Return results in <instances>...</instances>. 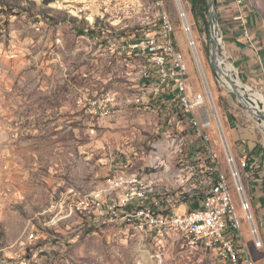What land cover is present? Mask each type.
<instances>
[{"label":"rangeland","instance_id":"1","mask_svg":"<svg viewBox=\"0 0 264 264\" xmlns=\"http://www.w3.org/2000/svg\"><path fill=\"white\" fill-rule=\"evenodd\" d=\"M2 2L15 6L3 8ZM166 4L189 65L191 92L208 90L220 117L221 132L215 118L211 131L222 166V138L238 162L253 152L261 164L258 186L251 178L244 182L264 240V126L212 68L210 5L206 17L200 12L196 17L192 0L183 3L192 47L177 4ZM245 5L258 19L256 44L263 61L256 62L257 72H244L225 41L220 56L238 68L250 93L264 94V0ZM154 6V0H0V264H221L216 252L182 232L142 229L120 219L119 211L112 218L103 211L105 202L126 199L127 189L119 192L114 176L121 171L128 176L135 171L144 183H156V194L167 189L173 197L175 183L162 180V166L150 162L154 143L162 145L158 165L168 156L166 168L175 170L178 155H171L169 133L174 137L184 129L178 138L189 136L188 153L199 141L163 97L151 109L127 101L150 98L142 85L145 61L119 53L118 44L149 33L143 32L144 23ZM79 29L95 33L80 35ZM118 96L127 101L123 106ZM112 97L116 103L110 102L114 106L104 116L109 103L98 100ZM236 206L251 254L257 247L238 197Z\"/></svg>","mask_w":264,"mask_h":264},{"label":"built area","instance_id":"2","mask_svg":"<svg viewBox=\"0 0 264 264\" xmlns=\"http://www.w3.org/2000/svg\"><path fill=\"white\" fill-rule=\"evenodd\" d=\"M187 0H174L177 4L179 16L183 20L184 30L189 36V43L192 47L195 46V40L192 37V25L188 21V13L184 7V2ZM240 6H245L242 0H237ZM160 6H167L166 0H160ZM242 21L246 36L250 38L252 27L249 19L244 16L239 17ZM165 30H172L175 32V25L172 19V14L167 7V13H160L158 11V17H150L149 12L144 23L143 32L151 33V39L156 34H164ZM130 39L125 44H118V52L121 54H129L134 56H144L146 65V78L142 85L154 86V90L157 94H163L167 99H171V107L175 108L174 115L179 121V114L176 111V102L186 101L191 108L195 117L200 121L203 132L207 140H210L213 144V157L218 158L219 169L217 174H221L223 177V187H215V197H207L200 199H191L184 204L172 205L171 207L160 206L161 198H147V192H138V185L156 186V183H143L141 181L128 180V173L121 171L118 176L119 192L120 189H127V196L124 201H107L105 202V209L107 212V218H112V211H119V218L126 220V216H151L155 222V231L163 232L161 230L162 220H183L185 223H196V232L188 231V239L193 243H199L200 237H208L211 240V247H205L206 249H215L213 247V240L215 238L223 239V250H229L230 237H236L237 234H244V223L239 216L236 202H238L241 208L246 212L247 219L250 222L252 234L254 236L255 246L262 248L264 246V240L261 237L260 228L255 223V217L252 213L253 205L251 198L247 194L244 177L253 175L258 169V164L255 163L249 166L247 158L243 157L239 162L233 152L230 151L228 145L222 138L224 145V154L226 161V168L222 165L221 152L217 149L219 146L218 140H216L211 131L213 125V118L217 122L219 132L222 129V123L215 104L209 95V91L201 93H193L190 89L189 83V65L187 63L184 53L178 47L177 41L174 35V42L172 45H168L167 49H160L158 47H151V40L138 41L136 40V33L129 35ZM224 39L222 41V48L224 47ZM164 55H171V62H164ZM149 61L159 62V77H154V84H147V76H151V68H149ZM174 81V92H166V82ZM149 96V95H148ZM145 100H136L132 98L131 103L134 106H142L145 109H151L154 100H149V97ZM98 104L102 105L101 100H98ZM89 106V104H88ZM111 105L109 101V109H103L104 116L111 112ZM175 134V133H174ZM181 134H175V136H169V148H173V154L178 155V163L175 170L166 169L167 157H165V165L162 166V180H169L179 186L183 184L199 183L203 184L201 174L198 173L191 166H180V144H183V137ZM155 144V143H154ZM161 147H159V155ZM155 157L150 158V162H154ZM263 175L264 177V163H263ZM131 173H135L132 171ZM160 180V181H162ZM110 184V178L108 179ZM224 201H231L233 216L232 224H224L223 220V204ZM189 204L188 210L182 211L180 207ZM264 217V214H263ZM244 250L246 253V261L244 264H257L252 255L249 253L247 245L245 243L244 236ZM232 258H236L232 256ZM221 264H229V260H225L224 257L220 258Z\"/></svg>","mask_w":264,"mask_h":264},{"label":"bare ground","instance_id":"3","mask_svg":"<svg viewBox=\"0 0 264 264\" xmlns=\"http://www.w3.org/2000/svg\"><path fill=\"white\" fill-rule=\"evenodd\" d=\"M154 1L155 10L153 14L150 12L152 14V16L150 17H158V11H160V13H167L166 6H160V0ZM242 1L244 3L246 2V0ZM216 33L220 34L218 28H216ZM147 40H151V47L159 46L160 49H167L168 45H172L174 42V32L172 30H165V39L164 34H156L153 39H151V33H148L145 37L138 39V41ZM219 40H221L222 42L221 37ZM142 57L145 61V57ZM164 62H171V55H164ZM218 64L225 73L221 77L222 81L225 82L226 86L232 87V85L226 79V75H228L234 80V83L237 86L238 90L244 95V97H246L245 102L253 108L259 109L260 106H262V109L264 111V94L261 92H256L251 95V87L242 81L239 75L240 73L238 71V68L234 64L225 62L222 58H219ZM149 68H151V76H147V84H154V77H159V62L149 61ZM143 78H146V65L143 69ZM144 89L150 93L149 100L157 99L158 101V99L162 100L161 97H163L164 100L162 101L171 105V99L165 98L163 94H157V91L154 90V86L144 85ZM174 90V81H167L166 92H174ZM131 100L132 99H128L127 101L131 102ZM109 101L116 103V98H104V100H101V102L105 104H108ZM117 101L118 106H123L127 102L126 100L121 99L119 96ZM176 111L179 114V121L185 122L188 127L190 126L191 128L189 130L192 129L195 135L198 136L199 140L197 141V144H191V151L190 153H188L185 152L186 150L184 151V149L189 136L187 140L185 139V137H183V144H180V157L184 158H180V166L193 167L198 173L201 174L203 184H183L178 188L177 186H175V184H173V189H175V195L173 197L167 192V189L162 193L159 192V194H156L157 189L154 186H150L148 188V185H138V192H147V198H161L160 206L163 207H171L172 205L184 204L185 202H189L191 199L215 197V187H223V177L221 174L216 173V171H218L219 169V161L218 158L213 157V144L210 140H207L200 121L195 117L193 113V109L186 101H178L176 102ZM182 126L183 125H181V128ZM169 127H171V124ZM177 133L183 135L185 132L183 129L179 130ZM172 134L173 133H169V136H172ZM159 142L154 144L153 157H155V162L153 163V165L155 166L158 165L161 161H163L162 159L164 157L163 155H159V147H162L161 143ZM177 163L178 157L176 158V166ZM166 169L169 170L168 168ZM128 180L143 182V179L140 177V174L133 173L128 176ZM112 213L116 214L117 211H112ZM232 216L233 209L231 201H224V224H232ZM126 218L127 220L129 219L130 221L134 222L137 226L141 227L142 229L152 228L155 230V222L151 218V216H126ZM161 230H163V232L167 230H177L179 232H182L185 238H187L188 231L196 232V223L184 224L183 220H162ZM195 244H199L203 247H211V240L208 237H200L199 243ZM242 245L244 246V234H237L236 237H230L229 250H223L222 238H215L213 240V247L215 249L209 250L216 252L219 260L221 257H224L225 260H229V264H244V261H246V253ZM232 256H235L236 258H232Z\"/></svg>","mask_w":264,"mask_h":264},{"label":"crops","instance_id":"4","mask_svg":"<svg viewBox=\"0 0 264 264\" xmlns=\"http://www.w3.org/2000/svg\"><path fill=\"white\" fill-rule=\"evenodd\" d=\"M218 1V12L219 21L223 31V39L225 41L226 48L229 52H234L237 54L235 63L243 69L244 72L248 73L250 69L251 72H257L256 65L257 61L262 62V47H258L257 35H256V15L250 14L247 10V5L240 6L237 0H217ZM194 1L192 0V3ZM247 2V0H246ZM240 16L247 17L249 19L252 32L250 38L246 36L243 24ZM232 124H234L232 122ZM235 129H237L235 127ZM236 135H240V132H235ZM182 211L188 210L187 205L180 207ZM256 247V246H255ZM258 248V247H257ZM257 248H253L251 255H255V261L257 264H264V250L258 251ZM264 248V246L262 247ZM259 249V248H258ZM253 257V256H252ZM254 258V257H253Z\"/></svg>","mask_w":264,"mask_h":264},{"label":"water","instance_id":"5","mask_svg":"<svg viewBox=\"0 0 264 264\" xmlns=\"http://www.w3.org/2000/svg\"><path fill=\"white\" fill-rule=\"evenodd\" d=\"M209 5L211 7L210 9V13H209V24H210V41L212 44V48H211V64H212V68L213 70L216 71L219 80L222 81V75H224V71L221 69V67L218 64L219 58H221L220 56V48L222 47V42L220 39H222L223 41V31L220 25V21H219V12H218V1L217 0H209ZM216 28L219 29L220 34L216 33ZM226 79L228 80V82L232 85L231 86H226L225 82L222 81V83L228 87L232 92H234L236 94V96L238 97L239 101H241L244 105L247 106V108L249 109L251 115L253 116V118L255 119V121L264 126V111L262 109V106H260V108H253L252 106L248 105L245 102V98L244 95L238 90L237 86L234 83V80L232 78H230L228 75H226ZM251 95L253 93H250Z\"/></svg>","mask_w":264,"mask_h":264},{"label":"trees","instance_id":"6","mask_svg":"<svg viewBox=\"0 0 264 264\" xmlns=\"http://www.w3.org/2000/svg\"><path fill=\"white\" fill-rule=\"evenodd\" d=\"M208 2H209V0H195L193 2V4H192L191 7H192V9L194 11H196V13L194 14L196 17H199L198 12H200L201 15H204L206 17V15L204 14V12H206V10L208 11V9H209V3ZM2 5H3V8H5V7H13L14 8V6H15L13 3L9 4L8 2H5V4H4V2H2ZM253 15H255V14H253ZM207 24L209 25V22H207ZM78 32L80 33V35H86V34L87 35H94L95 30H91V31L88 30V31H86L85 29H79ZM245 158H247V162L249 164L248 167H247V170H248L249 166H252L255 163L258 164V167H259V165L261 166V164L259 163V161H255L256 158L253 155V152H250L247 156H245ZM262 166H263V164H262ZM259 168L256 170V173H254L253 175L247 176L248 179L251 178L250 181L253 183V186L254 187H257L258 186V182L260 181L257 178L258 177V174L260 173L259 172Z\"/></svg>","mask_w":264,"mask_h":264}]
</instances>
